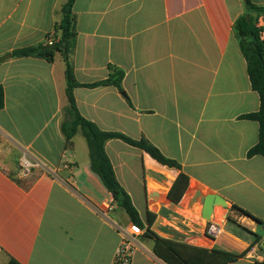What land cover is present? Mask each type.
<instances>
[{
	"label": "crops",
	"instance_id": "crops-1",
	"mask_svg": "<svg viewBox=\"0 0 264 264\" xmlns=\"http://www.w3.org/2000/svg\"><path fill=\"white\" fill-rule=\"evenodd\" d=\"M67 1L0 0V264H112L132 223L92 170L82 133L71 144L62 133L68 106L62 55L52 63L11 55L56 42ZM250 2L264 8V0ZM73 10L76 81L95 84L114 69L124 72L121 91L74 89L80 114L102 131L148 140L182 168L163 166L118 139L106 143L145 226L132 264H166L148 229L190 247L247 252L230 264L264 262V225L255 221L264 223V158L247 156L259 125L241 119L259 110L260 98L233 33L245 2L76 0ZM24 153L49 173L20 178ZM181 172L189 186L176 203L168 196ZM212 222L222 229L218 239L207 234ZM256 235L262 241L252 247Z\"/></svg>",
	"mask_w": 264,
	"mask_h": 264
},
{
	"label": "trees",
	"instance_id": "trees-1",
	"mask_svg": "<svg viewBox=\"0 0 264 264\" xmlns=\"http://www.w3.org/2000/svg\"><path fill=\"white\" fill-rule=\"evenodd\" d=\"M75 1L76 0H68L62 7V19L55 29V35L58 40L54 42V50H47L45 48L49 45L40 44L14 50L11 55L13 58H40L50 63L54 62L57 53L62 55L66 65V96L68 100V106L64 109V121L61 125L62 133L68 144H71L72 139L78 132L82 133L88 145L92 170L100 177L102 183L113 196L118 207L127 213L131 222L144 229V223L130 195L121 186L116 177L113 165L106 153V143L110 140L118 139L129 146L145 152L153 160L163 166L179 171H181L182 168L178 162L167 158L148 140H134L121 133L102 131L96 124L85 119L80 114L74 98V89L78 87L93 88L98 86H114L121 91L124 72L114 69L108 80L95 84L82 85L76 81L74 70L70 62V56L75 47L77 37L75 28L76 18L73 10ZM261 16H264V8L256 6L248 0L245 3V12L233 26L234 36L247 62V70L252 89L260 98V108L257 112L241 116V119L254 121L259 125L258 143L248 151V158L255 156H262L264 158V44L260 41V29L257 27V22ZM4 106L5 93L4 88L0 86V110H2ZM188 186L189 177L181 172L168 198L171 201L179 203L185 195ZM233 211L239 215L250 216L247 212L237 207H234ZM255 221L260 226L264 225L261 220L255 219ZM147 222L148 225L151 226L152 219L150 216ZM147 234L154 236V252L156 256L166 264H230L245 257L247 253L235 255L225 251L190 247L188 245L160 239L149 229L147 230ZM261 241V236L256 235V240L252 244V247L260 244ZM9 264L18 263L11 260ZM260 264H264V262Z\"/></svg>",
	"mask_w": 264,
	"mask_h": 264
},
{
	"label": "built area",
	"instance_id": "built-area-1",
	"mask_svg": "<svg viewBox=\"0 0 264 264\" xmlns=\"http://www.w3.org/2000/svg\"><path fill=\"white\" fill-rule=\"evenodd\" d=\"M257 27L260 29V41L264 44V18L258 20ZM54 44V43H50ZM1 157V153H0ZM64 168L68 169V165ZM35 170H41L45 173H49L44 166L38 162L32 160L27 153H24L19 160V176L26 179L30 177ZM109 209L108 207H105ZM122 239L120 246L116 252L115 258L112 264H132L133 255L137 249L139 239L143 236L144 230L131 223L128 229L122 231ZM207 234L209 237L218 239L222 235V229L219 224L212 222L207 226Z\"/></svg>",
	"mask_w": 264,
	"mask_h": 264
},
{
	"label": "water",
	"instance_id": "water-1",
	"mask_svg": "<svg viewBox=\"0 0 264 264\" xmlns=\"http://www.w3.org/2000/svg\"><path fill=\"white\" fill-rule=\"evenodd\" d=\"M243 1L246 3L248 0H243ZM45 49H47V50H54L55 49V44H51L48 47H46ZM8 57H10V56H7L6 58H8Z\"/></svg>",
	"mask_w": 264,
	"mask_h": 264
},
{
	"label": "rangeland",
	"instance_id": "rangeland-1",
	"mask_svg": "<svg viewBox=\"0 0 264 264\" xmlns=\"http://www.w3.org/2000/svg\"><path fill=\"white\" fill-rule=\"evenodd\" d=\"M244 2V1H243Z\"/></svg>",
	"mask_w": 264,
	"mask_h": 264
}]
</instances>
